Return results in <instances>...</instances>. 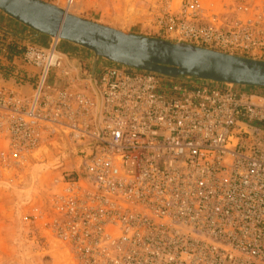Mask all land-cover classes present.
Listing matches in <instances>:
<instances>
[{
	"label": "built area",
	"instance_id": "2783aa9c",
	"mask_svg": "<svg viewBox=\"0 0 264 264\" xmlns=\"http://www.w3.org/2000/svg\"><path fill=\"white\" fill-rule=\"evenodd\" d=\"M160 24L185 42L264 54V0H238L228 18L182 0ZM58 41L28 46L37 72L0 83V179L28 175L44 146L76 156L31 216L76 264H264V95L116 64L82 75ZM53 70L62 81L50 85Z\"/></svg>",
	"mask_w": 264,
	"mask_h": 264
},
{
	"label": "rangeland",
	"instance_id": "374dc122",
	"mask_svg": "<svg viewBox=\"0 0 264 264\" xmlns=\"http://www.w3.org/2000/svg\"><path fill=\"white\" fill-rule=\"evenodd\" d=\"M43 1L67 9L71 14L81 18L125 33L192 44L264 61V54L259 57L253 56L250 52L233 48H216L206 46L201 42H185L179 34L170 32L160 24L161 18H165L169 13L177 15L182 0H74L71 5L68 0ZM200 1L207 10V16L217 14L222 18H228L232 14L233 6L238 2V0ZM10 26L12 25L3 27L0 24V58L4 56L3 50L7 54V58H4L6 60L1 61L0 59V83L6 86L13 83V72L20 71L25 74V71L19 66L25 65L23 55L28 46L48 48L56 41L51 37L44 40H28V36L24 32H20L21 36L17 38L15 36L17 30L15 28L11 29ZM65 46L72 47L68 50V56L65 55L64 57L71 65L79 68L82 75L94 68L99 72L114 65L105 59H96L93 52L83 47L59 40L58 51L63 55ZM12 48L14 49L13 52H11ZM28 74L32 76L35 72L32 70ZM166 80L169 84L173 83L191 88L204 84L213 85V83L188 78H166ZM60 81H62L61 72L53 70L49 75L48 84L54 85L55 82L59 83ZM215 85L217 84L215 83ZM219 86L221 85L219 84ZM238 88L264 95L263 88ZM23 93L25 94V88H23ZM68 147L69 145H61L60 147L44 146L28 164L26 171L28 175H25L24 171L22 177L6 174L0 179V264H76L61 242L45 226L46 220L38 218L37 215H35V218L33 215L31 216L34 212L32 207L41 208L49 202L52 194L60 189L61 186L57 181H64L65 178L62 172L65 170L69 172L71 166L74 167L76 156L60 153V151L68 152ZM62 156L65 157V161L59 163V157ZM78 163L79 161L76 165H79ZM20 170H25V167Z\"/></svg>",
	"mask_w": 264,
	"mask_h": 264
},
{
	"label": "water",
	"instance_id": "95a60500",
	"mask_svg": "<svg viewBox=\"0 0 264 264\" xmlns=\"http://www.w3.org/2000/svg\"><path fill=\"white\" fill-rule=\"evenodd\" d=\"M0 11L35 32L83 47L95 58L174 79L264 89V61L125 33L43 0H0Z\"/></svg>",
	"mask_w": 264,
	"mask_h": 264
},
{
	"label": "crops",
	"instance_id": "0c3cea01",
	"mask_svg": "<svg viewBox=\"0 0 264 264\" xmlns=\"http://www.w3.org/2000/svg\"><path fill=\"white\" fill-rule=\"evenodd\" d=\"M0 24H1V26H3V27H6V26H9V25H12V26H10V28L11 29H14L15 28V30H17V32L15 33V36L18 38H20V36H21V33L20 32H24L25 33V35H27L28 36V40H31V39H33V40H35V39H39V40H44L45 38H48V36H44V35H42V34H39V33H37V32H35L34 30H32L31 28H29V27H27V26H25V25H23V24H21V23H19V22H17L16 20H14V19H12L11 17H9V16H7L6 14H4L3 12H0ZM25 37V36H24ZM22 38V37H21ZM71 45V44H70ZM70 47H72V46H70ZM70 47H67V46H65L64 47V55H66V56H68V53H69V51L68 50H70L71 48ZM1 59V58H0ZM15 60V59H14ZM15 62V61H14ZM13 62V63H14ZM19 67H21L24 71H28L29 73H31L32 72V70L34 71V72H37V70L36 69H32L30 66H28V65H23V66H19Z\"/></svg>",
	"mask_w": 264,
	"mask_h": 264
},
{
	"label": "trees",
	"instance_id": "16d2710c",
	"mask_svg": "<svg viewBox=\"0 0 264 264\" xmlns=\"http://www.w3.org/2000/svg\"><path fill=\"white\" fill-rule=\"evenodd\" d=\"M13 51H14V49L12 48V49H11V52H13Z\"/></svg>",
	"mask_w": 264,
	"mask_h": 264
},
{
	"label": "bare ground",
	"instance_id": "6f19581e",
	"mask_svg": "<svg viewBox=\"0 0 264 264\" xmlns=\"http://www.w3.org/2000/svg\"><path fill=\"white\" fill-rule=\"evenodd\" d=\"M172 42V41H171ZM175 43H177V42H175ZM224 53V52H223ZM67 59V58H66Z\"/></svg>",
	"mask_w": 264,
	"mask_h": 264
}]
</instances>
